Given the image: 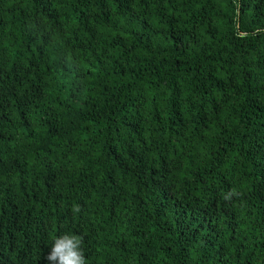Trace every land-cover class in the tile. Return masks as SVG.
Segmentation results:
<instances>
[{"label": "trees", "instance_id": "16d2710c", "mask_svg": "<svg viewBox=\"0 0 264 264\" xmlns=\"http://www.w3.org/2000/svg\"><path fill=\"white\" fill-rule=\"evenodd\" d=\"M67 232L264 264V0H0V264Z\"/></svg>", "mask_w": 264, "mask_h": 264}, {"label": "clouds", "instance_id": "9594fccd", "mask_svg": "<svg viewBox=\"0 0 264 264\" xmlns=\"http://www.w3.org/2000/svg\"><path fill=\"white\" fill-rule=\"evenodd\" d=\"M238 195L235 191L230 192L225 196V199H230L232 196ZM81 211L79 205L73 206V212ZM84 238L74 232H67L57 236L53 242L50 252L46 259L51 264H87L84 253Z\"/></svg>", "mask_w": 264, "mask_h": 264}]
</instances>
